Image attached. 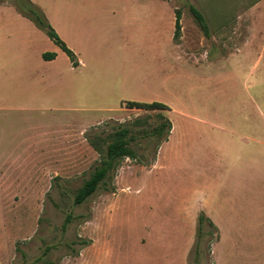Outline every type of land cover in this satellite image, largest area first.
I'll return each mask as SVG.
<instances>
[{"label": "rangeland", "instance_id": "rangeland-1", "mask_svg": "<svg viewBox=\"0 0 264 264\" xmlns=\"http://www.w3.org/2000/svg\"><path fill=\"white\" fill-rule=\"evenodd\" d=\"M190 21L188 15L185 27ZM195 23L189 41L206 42ZM208 24L216 46L197 56H209L210 64L194 65L193 53L152 48L163 38L154 25L139 23L138 83L124 100L161 102L169 110L89 101L81 112L34 124L59 146L57 158L35 181L28 175L33 167L24 177L10 164L9 176L21 181L0 198V264H264V21L253 31L242 28L251 22ZM103 41L109 49L105 32ZM235 45L242 52L226 51ZM99 106L110 112H95ZM160 114L177 130L158 163L159 140L141 131L160 124ZM28 122L11 133L30 141L37 130L31 134ZM122 126L131 129L137 158L123 159L113 179L76 205V191ZM22 152L10 150L11 157ZM201 201L220 230L205 221L197 254Z\"/></svg>", "mask_w": 264, "mask_h": 264}, {"label": "crops", "instance_id": "crops-1", "mask_svg": "<svg viewBox=\"0 0 264 264\" xmlns=\"http://www.w3.org/2000/svg\"><path fill=\"white\" fill-rule=\"evenodd\" d=\"M30 1L45 15L59 37L74 52L78 66L74 67L67 54L31 20L18 13L13 6L0 3V198L10 192L13 184L17 185L21 181L12 180V176H9L10 164L22 167L24 177L25 167H33L28 175L34 181L35 175L41 178L42 166L54 164L50 160L57 158L59 146L55 143L52 146V137L47 134L43 136L42 131L34 127L40 118L81 112L88 107L84 104L89 101H126L124 98L138 83L139 66L136 55L140 44L139 23L141 28L142 23H145V27L154 25L157 35L163 38L160 45L157 42L152 48H161L166 52L171 49L178 53H193L195 61L192 64L209 65V56L206 60H201L197 54L215 48L217 39L209 31V36H205L206 42L196 44L195 40L189 41L188 32L192 27L197 28L189 6L200 11L207 23L251 22V25L242 26L247 31L257 29L255 23L264 21V0ZM243 3L246 9H243ZM233 5L241 6L242 9L235 12ZM177 10L181 11L182 29L178 43L175 44L173 37ZM188 15L191 16V27L187 28L185 19ZM157 23L160 25L156 26ZM233 30L236 31L237 28ZM104 32L109 35V49L104 47ZM195 37L196 32L193 35ZM220 47L231 48L225 43H220ZM234 48L235 50L226 51L242 52L238 45ZM45 53H55L56 57L45 60ZM120 108L122 111L123 108ZM94 111L110 112V109L99 106ZM27 119L32 127L29 132L32 134L37 130L28 142L20 132L11 133V127H25ZM176 130L174 124L168 140L161 144L158 163L164 145L169 143ZM64 148L67 147L63 146L61 149ZM10 150L23 152L11 157ZM26 150H32L28 159ZM199 203L196 208L219 229L203 202Z\"/></svg>", "mask_w": 264, "mask_h": 264}, {"label": "trees", "instance_id": "trees-1", "mask_svg": "<svg viewBox=\"0 0 264 264\" xmlns=\"http://www.w3.org/2000/svg\"><path fill=\"white\" fill-rule=\"evenodd\" d=\"M12 6L20 13L22 16L31 20L37 28L42 30L62 51H64L70 58L74 67H77L76 56L74 52L68 48L65 42L59 37L54 28L49 24L45 15L30 1V0H15ZM189 11L193 16L194 20L200 26L202 32L206 37L209 36V26L206 22L204 16L198 11L194 6H189ZM175 33L174 39L178 40L181 35V11L177 10L175 12ZM45 60H52L56 57L55 53H45L43 55ZM127 109H139L145 111H165L169 110L168 105L161 102L144 103L137 101H123L122 102ZM162 122L149 130L141 131L146 137L157 138L159 140L158 145L168 140V137L172 130L171 121L163 116L159 115ZM131 129L128 126H122L112 136V139L105 144V150L102 154V158L99 164L96 166L94 171L91 173L88 179H86L81 187L76 191L74 202L76 205L83 204L92 195L96 193L100 185L107 180L113 179L116 175L118 168L121 165L123 159H136L137 155L135 151L131 148ZM92 146L101 153V146L96 141H91ZM207 221L209 225L215 229L217 227L213 222L201 213L198 217V227L199 233L197 237V254L200 242V234L203 224Z\"/></svg>", "mask_w": 264, "mask_h": 264}]
</instances>
